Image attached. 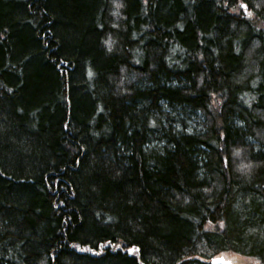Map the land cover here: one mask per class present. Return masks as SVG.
I'll list each match as a JSON object with an SVG mask.
<instances>
[{
  "label": "trees",
  "instance_id": "16d2710c",
  "mask_svg": "<svg viewBox=\"0 0 264 264\" xmlns=\"http://www.w3.org/2000/svg\"><path fill=\"white\" fill-rule=\"evenodd\" d=\"M258 3L0 0V264H264Z\"/></svg>",
  "mask_w": 264,
  "mask_h": 264
},
{
  "label": "snow or ice",
  "instance_id": "6c2138e0",
  "mask_svg": "<svg viewBox=\"0 0 264 264\" xmlns=\"http://www.w3.org/2000/svg\"><path fill=\"white\" fill-rule=\"evenodd\" d=\"M145 2H147V0H145ZM217 2H219V0H217ZM224 3H225V7H227V5H228V0H224ZM261 4H264V0H261V3L256 4L255 7L259 8V7H261ZM239 7L242 8V9H245L246 15H247L249 18H251V17L253 16V12L247 10V9H248V4H246V3H241V4L239 5ZM232 10H233V11H238V9H232ZM256 30L259 31V29H256ZM105 43H107V41H105ZM237 51H239V49H237ZM137 63H139V61H137ZM90 75H91V73H90ZM253 87H255V81L253 82ZM8 91L11 92L12 89H8ZM213 95H215V94L213 93ZM98 110H99V111H102V109H98ZM152 124H153V126H154V125H155V121H153ZM67 126H68L67 124L64 125V127H67ZM187 131H191V129H187ZM238 154H239V150H237V152L234 153V155H238ZM225 163L227 164V159H225ZM204 191L207 192V191H209V189H204ZM220 227H224L223 222L220 223ZM136 250H137V249H135V248H130L128 251H129V252H135ZM225 264H227V262H225Z\"/></svg>",
  "mask_w": 264,
  "mask_h": 264
},
{
  "label": "water",
  "instance_id": "95a60500",
  "mask_svg": "<svg viewBox=\"0 0 264 264\" xmlns=\"http://www.w3.org/2000/svg\"><path fill=\"white\" fill-rule=\"evenodd\" d=\"M226 261H224V258L220 257V258H215L211 260L212 264H217V263H225ZM228 264V262H227Z\"/></svg>",
  "mask_w": 264,
  "mask_h": 264
},
{
  "label": "rangeland",
  "instance_id": "374dc122",
  "mask_svg": "<svg viewBox=\"0 0 264 264\" xmlns=\"http://www.w3.org/2000/svg\"><path fill=\"white\" fill-rule=\"evenodd\" d=\"M236 263L237 264H249L248 262H244V260L243 259H241V261H240V258H238V257H236Z\"/></svg>",
  "mask_w": 264,
  "mask_h": 264
},
{
  "label": "bare ground",
  "instance_id": "6f19581e",
  "mask_svg": "<svg viewBox=\"0 0 264 264\" xmlns=\"http://www.w3.org/2000/svg\"><path fill=\"white\" fill-rule=\"evenodd\" d=\"M215 259V258H214ZM212 260V259H211ZM211 260H210V262H211Z\"/></svg>",
  "mask_w": 264,
  "mask_h": 264
}]
</instances>
